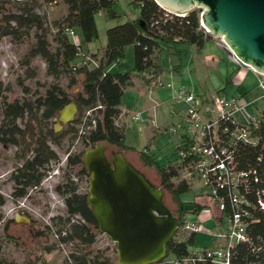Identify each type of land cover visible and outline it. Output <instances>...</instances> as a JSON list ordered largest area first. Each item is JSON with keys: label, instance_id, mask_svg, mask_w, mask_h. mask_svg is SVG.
I'll return each instance as SVG.
<instances>
[{"label": "trees", "instance_id": "trees-1", "mask_svg": "<svg viewBox=\"0 0 264 264\" xmlns=\"http://www.w3.org/2000/svg\"><path fill=\"white\" fill-rule=\"evenodd\" d=\"M115 2L116 0H63L66 13L61 18L47 23L46 17L36 12V8L40 6L38 0H0V38L9 36L21 42L32 34L33 43L25 55V63L29 64L35 57H40L46 63V74L53 79L41 95H31L29 89L23 85V80L19 79L18 84L27 97L13 101H7L3 96L7 88L2 87L0 83V142L4 145L19 144L18 138L28 134L31 139L28 146L32 145L30 155L26 157V154H23L19 157L22 164L11 175L14 186L12 197L22 198L27 188L37 187L49 165L58 161L49 144L60 145L64 133L55 135L48 125L50 120L57 116L60 108L71 100L67 88L79 83V92L73 98L78 107V119L68 124L66 128L68 133H74L71 139L76 137L79 139L82 149L69 153L65 166L68 169L79 168L77 175H84L89 179L82 160L86 149L101 143L115 147L123 155L129 151L136 152L144 166L156 170L159 187L170 195L177 206V214L172 213L179 223L182 216L198 213L204 207L193 200L182 199V195L187 193L190 187L184 180L173 182L178 176L176 166L169 161L161 163L157 152L149 145L136 150L125 143V129L116 121L121 112L119 106L124 90L132 85L135 75L131 72H113L111 66L124 58L126 46H133L134 72L152 70L156 73L161 71L156 61L161 44L166 47L169 55L178 57L180 53L178 46L190 44L202 48L204 43L213 37L200 26L201 9L198 7L184 16L172 14L171 18H168L165 16L167 12L154 0H132V4L138 9V15L106 30V43L101 54L84 53L80 44L72 41L64 29L77 28L85 43L95 41L98 38L95 15L101 10H106L108 17H116L112 10ZM51 29L54 30L53 48L48 38ZM77 48L85 55L91 56L97 63L80 64L76 56ZM175 68L176 66L173 67ZM28 76H34V73ZM61 79L67 80L66 87L61 85ZM88 110L91 112L86 115ZM25 117L28 122H35L36 127H32L30 131L20 129L17 121ZM92 119L95 120V126L87 129ZM75 123L81 125L79 132L73 127ZM36 129L37 132H34ZM254 133L259 138L257 145L242 143L234 145L236 169L248 173L246 182L238 186L237 192L251 204L253 221L248 228L250 236L255 244L264 245V210L258 204V200L264 203V111ZM72 179L73 176L68 174L64 181L55 187V192L63 199L65 216L52 217L50 224L45 225L44 229L57 236L58 244L77 246V249L69 252L74 264H116V258L107 255L105 251L90 249L100 233L91 208L87 204V191L80 192L78 183ZM2 202L0 198V204ZM225 202L228 210L230 208L228 199ZM187 203L193 205L191 211L183 209ZM41 235L42 232L36 233L37 237ZM193 243L194 235L181 241L172 238L166 245L165 257L153 264H169L170 260L183 257ZM44 248L46 252H50L55 246ZM238 249L241 254L240 260L243 258L252 260L256 255L258 259L262 258L263 251L255 253L245 246ZM1 252L0 242V264H18L13 259L3 258ZM170 255L171 259H168ZM37 263L45 264V261L37 258ZM64 263L67 264L66 260ZM24 264L31 263L26 261Z\"/></svg>", "mask_w": 264, "mask_h": 264}, {"label": "rangeland", "instance_id": "rangeland-1", "mask_svg": "<svg viewBox=\"0 0 264 264\" xmlns=\"http://www.w3.org/2000/svg\"><path fill=\"white\" fill-rule=\"evenodd\" d=\"M40 6L36 8V12L46 17L47 23L61 18L66 13V6L63 0H56V2L46 3L44 0H38ZM112 10L116 13V17H108L106 10H101L95 15V23L98 31V38L90 43L83 41L79 29H74V36L71 40L80 44L84 53H98L101 54L106 43V30L117 24L123 23L127 20L133 19L138 15V9L132 4V0H116L112 5ZM48 36L51 47L55 46L53 41L54 30H50ZM213 37V36H212ZM217 45L221 43L220 37H213ZM33 43L32 34L25 37L21 42L15 41L9 36L0 38V83L2 87L7 88L3 92V96L7 101L15 99H22L27 97L24 95L22 87L18 84V80H23V85L29 89L30 94L41 95L45 89L53 81L52 77L46 74V63L40 57H35L29 64L25 63V55L29 50L30 45ZM206 52L211 49L214 51V44L208 43ZM220 48L224 49L222 46ZM216 49V48H215ZM180 55L178 61L184 67H181L179 75H175L173 67H171V57L164 45H160L158 52V61L163 68V73L158 77L164 85L170 83L171 89L154 88L150 92L145 89L127 91L122 99V105H127V115L125 122L124 116L118 118L116 123L123 126L125 129V143L134 147L136 150L144 148L146 145H151L152 133L155 131L156 143L166 152L171 146L179 139V135L172 131L174 124L177 121L176 116L173 114V109H177L179 105L173 99V91L180 85L190 87L195 92L201 93L204 90L215 92L224 86V79L230 73V67H208L206 59L200 56L195 50L193 45L184 44L179 46ZM227 54L226 50L224 49ZM79 61V60H78ZM135 59L133 46H126L124 49V58L113 65V72H131L134 73ZM243 68L241 73H245L243 77V84L239 87V92L245 101L253 100L247 106V111L250 115L258 117L264 110V96L262 90L258 86V74L251 72L248 67ZM247 68V69H246ZM34 73V76L28 74ZM156 78V79H158ZM134 82L138 79L136 75L133 77ZM240 79V75L237 76ZM242 82V81H240ZM61 85L67 86V80L61 79ZM138 82H136L137 84ZM149 85V84H148ZM249 88V92H245ZM80 84L67 88L68 94L71 99L79 92ZM236 90L235 85L228 84L225 92L230 94ZM248 90V89H247ZM164 92V97H160L157 93ZM148 98L153 105L152 100L159 103L158 107L153 110L143 109L141 107V100ZM244 101V102H245ZM1 102V100H0ZM180 107V106H179ZM136 112L140 113V120L134 119ZM57 117V116H56ZM54 117V118H56ZM77 114L75 120H77ZM154 121L155 125H153ZM17 124L20 129L30 131L32 127H36L35 122H28L25 117L23 120H18ZM55 122L53 118L50 120L48 127L53 129ZM127 124V126H126ZM68 125V124H67ZM67 125L63 126L60 130L54 132L55 135L63 134L60 145L50 143L51 149L56 153L58 162L63 161L69 153H75L82 149L79 139L76 137L71 139L73 132H67ZM80 123L74 124V129L79 132ZM37 132V129L34 131ZM19 144L4 145L0 142V198L3 202L0 204V242L2 245L1 256L6 259H13L18 264H24L29 261L31 264H36V259L40 258L46 261V264H65L64 253H69L77 249L74 244H58L57 238L53 232L44 229V226L50 224V220L54 216H65V206L62 197L55 192L56 185L62 183L65 177L69 174L71 177L77 178V183L80 192L87 191L88 179L84 175H77L79 168L68 169L63 165L59 166L55 185L53 190L48 186L40 184L35 188H27L26 194L22 198L14 199L12 197L13 181L11 175L22 164L21 155H30V148L32 145L30 136L24 134L23 138H18ZM155 143V144H156ZM106 155L110 158L113 153L118 152L117 149L110 145H105ZM161 155V154H160ZM162 158L158 156L163 162H170L174 165L172 158L175 156L174 149H169L168 154H164ZM124 156L131 161L133 166L139 170L148 181L155 187H159V177L154 168L144 166L138 158L136 152H126ZM172 159V160H171ZM66 164V163H65ZM181 173L178 172L177 178L173 182L180 181ZM189 191L182 195L185 201L197 195L200 201H204L203 195L207 189L203 187L201 182L195 181L189 183ZM163 201L165 205L174 213L177 214L176 204L172 201L170 195L163 191ZM23 203V206L20 204ZM17 206V207H16ZM21 207V208H20ZM23 212L28 215L31 224H21L14 221V214ZM13 219V221H11ZM211 225V221L205 222V226ZM6 227V230H5ZM55 229V228H54ZM37 232H42L43 235L36 236ZM185 235L175 233V240H184ZM194 245L189 246V249H200L207 242V237L203 234L195 235ZM46 246H55V248L46 252ZM91 250H103L111 257L116 258L114 244L110 239L104 235L99 234L95 243L91 246ZM62 259V261H61ZM171 259V255L168 257ZM38 264V263H37Z\"/></svg>", "mask_w": 264, "mask_h": 264}, {"label": "built area", "instance_id": "built-area-1", "mask_svg": "<svg viewBox=\"0 0 264 264\" xmlns=\"http://www.w3.org/2000/svg\"><path fill=\"white\" fill-rule=\"evenodd\" d=\"M166 12L165 16L171 18L172 13ZM200 26L209 33L201 23ZM64 32L71 37L74 36L72 28H65ZM219 46L226 50V57L230 62L237 66H245L223 40ZM76 56L80 64L97 63L80 48H77ZM255 73L260 76L258 84L264 96V76ZM154 88L171 89L172 85L170 83L164 85L158 78L151 81L147 91L150 92ZM173 99L185 104L183 115L172 128L180 138L174 150V166L181 173L180 181L184 180L188 184L198 181L203 184L207 189L205 198L209 203L206 209L198 213L182 216L176 233L185 235L184 240L190 235L195 237L197 234H203L211 244L200 249L191 248L186 255L170 260L169 264H264V245L255 244L249 234L248 228L253 221L251 204L237 192L238 186L246 182L248 173L236 169L234 158L236 143L253 146L258 144L259 138L254 131L264 110L255 117L248 113L247 104L236 97H228L222 93L200 95L185 86H179L173 91ZM152 102L154 109L158 103L154 100ZM90 112L91 110H88L86 115ZM134 119L140 120L139 114H136ZM94 126L95 120L92 119L87 129ZM66 158L62 163L57 161L49 165L41 186L46 185L53 190L59 166L65 167ZM72 180L77 182L76 177ZM226 199L230 204L228 210L225 207ZM258 204L264 210V203L258 200ZM20 205L23 206V203ZM16 214L18 212L14 216ZM207 221H211L208 227L205 226ZM241 246L255 253L263 251L262 260L258 259L257 255L252 260L245 258L240 260L238 248ZM64 260L67 264H74L69 253H64Z\"/></svg>", "mask_w": 264, "mask_h": 264}, {"label": "water", "instance_id": "water-1", "mask_svg": "<svg viewBox=\"0 0 264 264\" xmlns=\"http://www.w3.org/2000/svg\"><path fill=\"white\" fill-rule=\"evenodd\" d=\"M154 1L178 16L200 8V23L211 36L220 37L245 66L264 76V0ZM77 113L71 99L53 118V131L72 123ZM82 160L89 175L87 204L99 233L114 244L116 264H153L163 259L178 226L163 201V190L122 153L109 159L101 143L86 149ZM183 209L191 211L193 205L187 203ZM14 221L31 224L27 214H16Z\"/></svg>", "mask_w": 264, "mask_h": 264}, {"label": "crops", "instance_id": "crops-1", "mask_svg": "<svg viewBox=\"0 0 264 264\" xmlns=\"http://www.w3.org/2000/svg\"><path fill=\"white\" fill-rule=\"evenodd\" d=\"M213 43L214 44V46H215V48L213 47V49H214V51H211V49H209L207 52H206V49H207V45H208V43ZM182 45H184V44H182ZM194 46V45H193ZM194 48H195V50L197 51V53L200 55V56H203V59L205 58L206 59V62H207V64H208V67H230V69H231V71H230V73H228V71H227V75H226V77H225V79H224V86L222 87V88H220V89H218L217 91H215V92H210V91H207V90H204L203 92H201V93H198V92H195V91H193L192 89H190V87H188V86H185V85H180V86H185V87H187L188 89H190L191 91H193L194 93H196V94H200V95H206V96H211V95H213V94H215V93H222V94H224V95H226V96H228V97H236V98H238V99H240L242 102H244L245 100H244V98H242V94L239 92V87L243 84V77H244V74L245 73H241V71L242 72H244L243 71V68H240V67H248V66H237V65H235L234 63H232V62H230L228 59H227V57H226V53H225V51H224V49H222V48H220L218 45H217V42L212 38V39H210V40H208V41H206L205 43H204V45H203V47L202 48H197V47H195L194 46ZM177 49L179 50V46L177 47ZM180 51V50H179ZM169 54V53H168ZM179 55H180V53H179ZM170 57H171V67H174V66H176V68L175 69H173V72L175 73V75H179V73L181 72V67H184L182 64H180V62L178 61V59H179V56L178 57H174V56H171V55H169ZM204 59V60H205ZM157 62H158V64H159V66L161 67V71H159V72H156V73H154L152 70H144L143 72H141V73H133L134 75H136V77H137V81L136 82H138L137 84H136V82H134V79H133V83H132V85L131 86H129V87H127L125 90H124V95H125V93L127 92V91H131V90H138L137 88H139V90H142L143 89V91L145 92V89H147L148 88V84H150L151 83V81L152 80H154V79H156V78H158V77H160L161 75H162V73H163V68H162V66L160 65V63H159V61H158V54H157V60H156ZM112 68H113V65L111 66V70H112ZM249 68V67H248ZM247 69V68H246ZM249 70H251V72H254L251 68L249 69ZM113 71V70H112ZM255 73V72H254ZM238 75H240V79L238 80L237 79V76ZM240 81H242V82H240ZM228 84H231V85H235V87H236V90L234 91V92H232V93H230V94H227L224 90H225V88H226V86L228 85ZM258 86H259V84H258ZM260 88V87H259ZM165 89H168V88H165ZM248 89V90H247ZM148 90V89H147ZM250 90H249V88H246V90H245V92H249ZM157 95L158 96H160V97H164V92H161V91H159L158 93H157ZM122 99H123V97H122ZM176 101V100H175ZM251 101H253V100H248V101H245V103L247 104V106L250 104V103H252ZM141 102V107L143 108V109H147V110H149V109H151V110H153V108H152V103L150 102V100L148 99V98H146V99H144V100H141L140 101ZM177 102V105H179L178 106V108L177 109H173V114H174V116H176V118H177V121H176V123L180 120V117L183 115V112H184V109H185V104H183V103H181V102H178V101H176ZM158 103V102H157ZM158 105H159V103H158ZM158 105L156 106V108L158 107ZM119 108H120V110H121V112H120V115H119V117L118 118H122V116H124V118H125V122L127 123L128 121L126 120V115H127V105L125 104V105H122V100H121V104H120V106H119ZM155 108V109H156ZM154 111V110H153ZM137 114H139V116H140V113L139 112H136ZM139 121V120H138ZM152 123H153V125H155V123H154V121H152ZM175 123V124H176ZM126 126H127V124H126ZM156 134L157 133H155V131L152 133V135L151 136H153L154 135V137H152V139H151V145H150V147L153 149V150H155L156 152H157V156H160L161 158L163 157V156H165L164 154H168V152H169V149H174L175 150V147H176V145L180 142V138L179 139H177V141L171 146V148H169L166 152H164V149H161V150H159V148H162V146L160 147L159 146V144L158 143H156V140H155V136H156ZM178 135V134H177ZM156 143V144H155ZM161 154V155H160ZM126 158V157H125ZM127 159V158H126ZM173 160L175 159V156L172 158ZM171 159V160H172ZM130 163H131V161L129 160V159H127ZM132 164V163H131ZM133 165V164H132ZM203 197H204V201L202 202V201H200V198H197V195H195V197H193V198H191L190 200H193V201H195V202H197V203H199L201 206H203L204 208L203 209H206V207L209 205V203H208V201L206 200V198H205V195H203ZM202 209V210H203ZM194 241H195V237H194ZM195 243V242H194ZM194 243H193V245H194ZM211 244V242L208 240V238H207V242H206V244L203 246V247H205V246H209ZM45 261V260H44ZM61 261H62V259H61ZM46 262V261H45ZM46 264V263H45Z\"/></svg>", "mask_w": 264, "mask_h": 264}, {"label": "flooded vegetation", "instance_id": "flooded-vegetation-1", "mask_svg": "<svg viewBox=\"0 0 264 264\" xmlns=\"http://www.w3.org/2000/svg\"><path fill=\"white\" fill-rule=\"evenodd\" d=\"M108 157V156H107ZM109 158V157H108ZM112 158V156L109 158V159H111Z\"/></svg>", "mask_w": 264, "mask_h": 264}]
</instances>
